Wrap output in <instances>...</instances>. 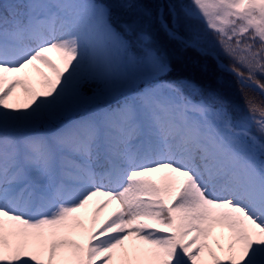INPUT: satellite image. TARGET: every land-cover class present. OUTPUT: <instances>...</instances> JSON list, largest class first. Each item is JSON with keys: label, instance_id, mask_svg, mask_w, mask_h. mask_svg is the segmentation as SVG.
I'll return each mask as SVG.
<instances>
[{"label": "snow or ice", "instance_id": "1", "mask_svg": "<svg viewBox=\"0 0 264 264\" xmlns=\"http://www.w3.org/2000/svg\"><path fill=\"white\" fill-rule=\"evenodd\" d=\"M0 264H264V0H0Z\"/></svg>", "mask_w": 264, "mask_h": 264}, {"label": "trees", "instance_id": "2", "mask_svg": "<svg viewBox=\"0 0 264 264\" xmlns=\"http://www.w3.org/2000/svg\"><path fill=\"white\" fill-rule=\"evenodd\" d=\"M177 75H188L189 73L184 69L183 65L178 66ZM229 96L235 98L238 102L242 104V100L240 99V94L237 91L236 85L234 83L230 84L227 88Z\"/></svg>", "mask_w": 264, "mask_h": 264}, {"label": "rangeland", "instance_id": "3", "mask_svg": "<svg viewBox=\"0 0 264 264\" xmlns=\"http://www.w3.org/2000/svg\"><path fill=\"white\" fill-rule=\"evenodd\" d=\"M54 61H57V62H59V57H58V55L56 54V53H49L48 54Z\"/></svg>", "mask_w": 264, "mask_h": 264}]
</instances>
